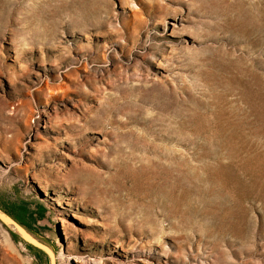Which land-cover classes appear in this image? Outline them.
I'll return each instance as SVG.
<instances>
[{"label":"rangeland","instance_id":"1","mask_svg":"<svg viewBox=\"0 0 264 264\" xmlns=\"http://www.w3.org/2000/svg\"><path fill=\"white\" fill-rule=\"evenodd\" d=\"M0 209L56 264H264V0H0ZM0 264H51L0 221Z\"/></svg>","mask_w":264,"mask_h":264},{"label":"water","instance_id":"2","mask_svg":"<svg viewBox=\"0 0 264 264\" xmlns=\"http://www.w3.org/2000/svg\"><path fill=\"white\" fill-rule=\"evenodd\" d=\"M0 221L7 225L13 232L23 238L26 242L45 251L50 257L51 264H56L54 251L36 239L23 225L0 209ZM47 249L49 251H47Z\"/></svg>","mask_w":264,"mask_h":264},{"label":"bare ground","instance_id":"3","mask_svg":"<svg viewBox=\"0 0 264 264\" xmlns=\"http://www.w3.org/2000/svg\"><path fill=\"white\" fill-rule=\"evenodd\" d=\"M47 251H49V250L47 249Z\"/></svg>","mask_w":264,"mask_h":264}]
</instances>
